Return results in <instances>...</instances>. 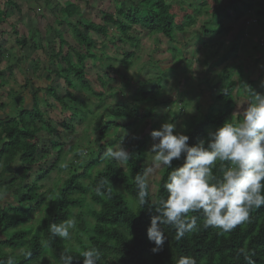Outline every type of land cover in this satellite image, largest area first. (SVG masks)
Wrapping results in <instances>:
<instances>
[{"label": "rangeland", "instance_id": "obj_1", "mask_svg": "<svg viewBox=\"0 0 264 264\" xmlns=\"http://www.w3.org/2000/svg\"><path fill=\"white\" fill-rule=\"evenodd\" d=\"M248 1L192 0L179 3L177 0H166L175 16V27L184 25L182 31H174L172 40L143 34L138 46L132 47L127 42L117 43L119 36L108 25L106 38L87 32L88 39L94 43L92 50L87 51L84 46L76 43L71 26L79 19L101 25V13L114 15L118 5L133 8L137 0H0V119L17 115L15 103L18 98L21 107L29 110L35 96L40 110L54 130L53 140L57 146L63 147L58 163L51 168L56 160V152H53L40 161L39 167L35 166L23 181L26 185L36 183L37 192L43 201L39 208L35 207V202L19 203L22 210L30 209V220L25 225L27 228H36L46 206L56 196L63 181L76 169V164L87 161L100 148L106 150L122 142V146L127 149L144 137L146 146L139 161L144 170L149 167L151 157L148 152L153 143L150 133L159 130L165 122L175 124L174 134L184 133L193 118L200 119L220 109L222 105L217 101V96L220 78L227 74L226 70L230 71V80L235 83L230 117L232 121L237 119L247 102L244 86H247L248 80L254 82L253 92L264 93L261 85V80L264 79V16L256 13V9L264 13V0H251V10L244 6ZM66 2L77 8L72 17L62 11ZM200 3L204 5L200 7ZM198 7L202 9L195 14L194 10ZM206 10L210 11L206 13ZM213 10L219 11L221 30L216 25V19L211 18ZM226 15L228 19L223 18ZM185 16L192 20L187 21ZM133 31L138 32V28ZM17 40L24 46L19 47ZM233 45L237 47L234 54L230 52ZM116 47L123 49L125 53L132 51L136 55L129 67L122 68L124 71L118 65L121 50ZM58 52L60 55L56 57ZM75 53L92 57L86 59L84 70L90 87L100 97L87 98L80 94L88 109L80 107L73 116L72 111L59 104L55 96L52 98L45 89L52 88L59 98L64 96V82L53 71L65 69L61 58L67 54L70 61L75 62ZM106 57L112 59L108 62L111 69L123 71V85L113 71H101ZM97 75L106 81L105 87L96 83ZM156 76L162 77L163 87L155 102H133L132 97L139 87L138 83L151 81ZM110 78L112 80L107 81ZM116 103L134 106L147 115V118L128 130L109 128L106 136L100 140L98 125L114 122L108 108ZM47 138L45 133L39 136L41 143H47ZM101 167L102 165L96 166L91 171L92 175ZM48 169L49 174L37 180L41 171ZM164 170L159 169L148 177L151 200L154 199ZM89 181V178L82 179L84 184ZM8 197L0 193V204L4 205ZM85 203H89L88 197L82 202L83 212ZM17 204L16 200L14 205ZM77 212V208L72 210V217L76 218L77 225L81 219L91 223L89 214L78 219L75 216ZM84 241L85 236L78 234L76 228L67 244L77 249ZM46 257L49 264H52L50 257Z\"/></svg>", "mask_w": 264, "mask_h": 264}, {"label": "trees", "instance_id": "obj_2", "mask_svg": "<svg viewBox=\"0 0 264 264\" xmlns=\"http://www.w3.org/2000/svg\"><path fill=\"white\" fill-rule=\"evenodd\" d=\"M177 1L188 3L192 0ZM203 5L204 3L199 4L200 7ZM245 5L247 10L253 8L251 0L244 3ZM200 7L194 10L195 14L200 13L202 9H199ZM62 11L68 17H72L77 12V8L74 4L66 2ZM115 12L114 15L101 13L103 23L101 25L79 19L75 25L71 26L76 43L84 46L87 51L92 50L94 43L88 39L87 32L106 38L108 37L107 26L111 25L119 36L117 43L127 42L130 46L137 47L139 38L143 34L158 35L170 41L174 31L176 29L182 31L184 26L175 27V16L171 13V6L166 0H137L133 8L118 5ZM218 12L213 10L211 18L216 19V25L221 30ZM256 13L264 16V13L258 9ZM223 18L229 17L226 15ZM184 19L192 20L189 16H185ZM0 22H2L1 19ZM136 27L138 32L135 33L133 29ZM16 44L19 47L24 46L19 40ZM116 48L121 50L118 65L121 69H126L133 63L131 61L136 55L132 51L125 53L123 49ZM236 48L233 45L230 52L234 54ZM59 55L58 52L55 56L59 57ZM74 57L75 62H72L69 55H65L61 58L65 63V69L53 71L64 82V96L59 98L52 88L45 89L52 98L55 96L59 104L72 111L73 116L80 107H87L82 102L80 94L87 98L100 97V94L90 87L88 75L84 70L86 59L92 57L81 53H75ZM106 59L101 71L104 69L113 71L117 80H120L123 85L124 70L111 69L108 64L110 58L106 57ZM226 73L220 78L221 84L217 96V101L222 105L221 108L200 119L193 118L188 130L181 133L189 137V146H194L201 139H206L209 131H214L225 121L230 120L235 83L230 80V71L226 70ZM109 80L112 78L107 81ZM162 82V77L158 76L145 83L139 82V87L132 97L133 102H155L162 90ZM96 83L102 87L106 85V81L99 75L96 76ZM150 84L153 85L149 87ZM247 86L253 91L254 82L248 80ZM15 107L18 110L15 117L0 119V193L9 196L4 205L0 204V236L2 237L0 264H6L9 257L13 258L14 264H49L46 255L50 257L52 264H59V257L65 252L73 256L72 264H82L83 258L80 253L88 246H95L100 250L101 259L98 264H175L176 258L180 255L194 256L197 264H246L243 257L238 256V250L241 248L249 251L255 264H264V206L253 209L247 223L237 226L231 233L224 235H219L216 229L204 228L202 218L194 214L198 216L200 225L198 231L186 234L182 240L176 241L174 230L164 226L167 239L163 250L158 253L151 251L155 245L148 241L146 231L150 226L151 216L155 213L147 206L139 211L133 205V198L136 195L134 177L144 172L139 161L146 146L144 137L126 149L132 154V158L126 165L106 159L104 156L106 150L103 148L98 149L97 153L87 161L77 163L76 169L63 181L56 196L46 206L36 228H27L25 225L30 220V209L22 210L19 203L35 202V207L39 208L43 201L37 192L36 183L26 185L23 181L27 179L32 169L40 164V161L48 158L53 152H56V160L53 161L51 168L58 163L63 147L57 146L58 144L53 140L54 130L40 110L35 96L29 110L21 107L19 98L16 100ZM108 113L114 122L98 125L100 140L106 136L109 128L128 130L147 118V115L139 112L134 106L127 107L118 103L108 108ZM62 126L66 127L64 124ZM42 133L48 136L47 143L40 142L39 136ZM182 163L183 157L180 160H174L172 165L178 167ZM100 165L102 167L95 170L92 175L91 171ZM168 171L170 169L164 170L153 200L149 193L150 201L154 202L159 197L166 196L163 183ZM48 174L49 169L41 171L37 180ZM83 178H89V183L84 184ZM102 181L106 182L101 189L103 195L98 196L95 189ZM109 189H111L110 192ZM85 197H88L89 203H85V212H83L81 205ZM16 200L18 204L14 205ZM76 208L78 212L75 216L79 219L84 214H89L91 223H86L83 219L79 221L77 233L85 236L86 241L81 242L80 246L74 249L68 246L67 241L59 238L51 239L50 225L72 218V210ZM128 235L132 238L129 239ZM44 241L49 242L48 247L44 246Z\"/></svg>", "mask_w": 264, "mask_h": 264}, {"label": "clouds", "instance_id": "obj_3", "mask_svg": "<svg viewBox=\"0 0 264 264\" xmlns=\"http://www.w3.org/2000/svg\"><path fill=\"white\" fill-rule=\"evenodd\" d=\"M264 87V79L261 80ZM247 102L235 121L227 120L214 131L207 133L194 146L189 137L175 133V124L163 123L159 130L150 133L153 141L149 156L151 165L134 177L136 195L133 205L139 211L145 206L151 216L146 235L155 247L153 253L163 250L167 239L164 226L175 232L174 239L182 240L186 234L199 230L198 214L204 228L218 230L219 235L231 233L250 219L253 209L264 206V93H255L244 86ZM127 135V133H125ZM106 159L126 165L132 158L118 142L104 152ZM183 157L182 165L173 167L174 160ZM159 169H170L163 183L166 196L150 201L148 177ZM106 182L96 187V194ZM111 189H109V192ZM77 228L75 217L50 225V238L64 241L72 239ZM131 239V235H128ZM48 247L49 242L44 241ZM82 264H98L101 252L95 246L81 250ZM238 256L246 264H255L248 250L241 248ZM73 256L61 254L59 264H72ZM6 264H14L12 257ZM175 264H197L191 255H180Z\"/></svg>", "mask_w": 264, "mask_h": 264}, {"label": "crops", "instance_id": "obj_4", "mask_svg": "<svg viewBox=\"0 0 264 264\" xmlns=\"http://www.w3.org/2000/svg\"><path fill=\"white\" fill-rule=\"evenodd\" d=\"M214 4H215V1H214Z\"/></svg>", "mask_w": 264, "mask_h": 264}]
</instances>
